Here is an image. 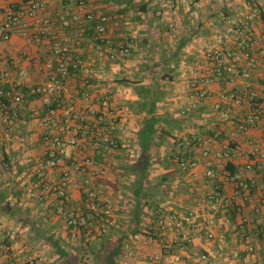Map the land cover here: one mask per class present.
Instances as JSON below:
<instances>
[{
    "label": "crops",
    "instance_id": "0c3cea01",
    "mask_svg": "<svg viewBox=\"0 0 264 264\" xmlns=\"http://www.w3.org/2000/svg\"><path fill=\"white\" fill-rule=\"evenodd\" d=\"M24 4L23 0H0V23L8 12H20ZM90 12L107 19L99 41L94 40L92 23L85 19ZM253 13L249 21L251 49L258 61L249 82L258 87L264 85V62L259 55L264 44V0H177L175 15L162 0H47L35 17H21L9 39L0 41V85L9 90L17 84L18 91L25 93L27 88L47 81L44 63L54 59L52 42L71 40L70 52L82 61V70L77 79L66 83L64 101L74 103L83 114L82 92L90 95L96 109V99L108 96L122 121L118 148L92 156L97 172L88 177V184L84 183L87 168L83 174L70 173L65 204L67 210L82 217L84 189L100 187L102 196L111 201L110 223L103 234L98 225L88 227V233H92L88 240L92 243L95 235L104 245L121 240L115 264H146L142 252L160 251L158 245L143 251L137 244L139 233L153 225L157 213L185 215L196 211L201 220L205 215L204 196L216 184L225 195L233 193L230 180L221 176L218 181L204 178V160L192 168L181 166L176 161V138L192 133L217 134L219 146L213 153L227 143H235L243 151L249 150L250 144L260 146L264 120L245 135L235 131L231 118L244 114L246 105L226 117L213 110L226 91L243 88L245 81L241 78L230 83L225 75L217 77L205 87L206 96L196 109L186 116L178 115V105L189 99L186 76L199 53L213 45L218 33L226 37L227 44L232 43L235 37L228 33L231 25L244 22ZM106 47H124L128 55L110 59ZM24 99L27 102L19 110L26 121L19 129V138L5 139L0 145V264H80L75 248L83 242L56 213L53 194L40 187L35 189V197L29 192L38 181L58 179L73 160L89 155L88 143L66 149L57 165L48 169L50 174L44 172L39 177L34 173L35 162L47 147L36 121L41 105L34 98ZM202 116L206 124L200 126ZM245 162L246 157L222 163L232 172ZM241 214H251L247 205ZM238 219L235 210L216 214L211 239L199 228H184L183 236L190 239L188 253L205 252L213 264H264V225L239 226ZM248 245L253 248L252 254H247ZM126 247L133 254L124 253ZM169 251L161 252L165 255ZM164 257L161 264L167 262Z\"/></svg>",
    "mask_w": 264,
    "mask_h": 264
},
{
    "label": "built area",
    "instance_id": "2783aa9c",
    "mask_svg": "<svg viewBox=\"0 0 264 264\" xmlns=\"http://www.w3.org/2000/svg\"><path fill=\"white\" fill-rule=\"evenodd\" d=\"M24 8L17 13L8 12L5 19L0 23V41H7L11 30L16 26L18 20L25 16L35 17L36 13L44 9L47 0H23ZM172 15L177 10V0H162ZM82 10V6L78 7ZM255 14L249 15L244 22L232 24L228 33L235 37L232 43L227 44L226 37L217 34L213 45L204 48L198 55V59L186 76V82L190 89V96L185 104L178 105V115L186 116L190 111L196 109L206 96L205 87L217 77L225 75L227 82L233 83L236 78L245 81L240 90L230 89L222 94L223 99L215 103L213 110L224 117L232 115L233 111L247 106L244 114L231 118L234 120L235 131L240 135L247 134L255 129L264 120V85L255 87L249 82L251 70L257 65L258 58L251 49L252 32L250 20ZM86 21L95 23L93 27L94 40L99 41L104 33L106 17L96 16L94 13L85 15ZM71 40L62 38L52 42L51 54L53 60L44 63L47 71V81L43 85H36L26 89L25 93L19 92L17 84L6 90L0 85V145L5 139L19 138V129L23 127L26 119L23 117L19 106L27 102L25 96L39 100L41 115L36 119L41 128V134L47 147L42 152V158L35 162L34 173L39 177L48 169L57 165L58 159L65 155L66 149H74L85 142L88 143L89 155L80 160H73L69 169L60 172L58 179L49 178L47 183L38 181L29 192L30 197L36 196L39 187L43 191H49L55 199V211L61 215L68 228L73 231L80 230L84 220L78 219L73 211L66 209V201L69 197L67 185L70 173L83 174L87 168L88 176L84 183L88 184V177L96 174L97 164L92 159L96 153H111L118 148V134L123 131L122 121L114 113L108 96L99 101L98 108L92 105L93 99L85 92L81 93V107L71 102H65L62 95L66 83L78 78L82 70V61L73 56L69 44ZM105 53L111 59L116 56H127L128 50L124 47L112 49L106 47ZM264 62V44L261 45L260 54ZM23 75L22 71L18 73ZM225 102L223 108L221 103ZM88 117V118H87ZM73 120L78 123L71 124ZM206 124V117H201V124ZM71 134V135H70ZM175 149L178 152L176 161L181 166L195 167L204 160L203 176L210 181H218L221 176L224 180H230L233 184V193L230 196L221 192L220 186L204 196L205 215L199 220L196 211H188L185 215L173 211H162L156 214L153 225L148 226L139 233L137 244L143 251L154 246H160L156 254L142 252V259L146 264H161L160 260L167 259L165 264H213L210 256L205 253L194 255L188 253L190 239L183 236L184 228H199L204 231L207 239L212 238L216 214H225L235 210L239 213V226L253 225L255 227L264 225V127L262 128V140L259 147L249 145L250 149L243 151L235 143L222 144L218 151V136H201L194 133L178 137L174 140ZM210 155L213 159H208ZM192 157L191 159H188ZM246 157V162L239 165L236 170L228 171L226 164L229 161ZM255 172L254 174H248ZM45 175V174H44ZM263 187V191H261ZM85 211L87 219H93L101 215L103 222L100 233L109 225L111 201L102 196L99 186L84 189ZM247 205L251 214H241L242 208ZM132 240V237L129 236ZM125 244V243H124ZM169 249L165 255L161 252ZM247 254H252L253 248L246 247ZM134 251L129 247L124 249L127 255Z\"/></svg>",
    "mask_w": 264,
    "mask_h": 264
},
{
    "label": "trees",
    "instance_id": "16d2710c",
    "mask_svg": "<svg viewBox=\"0 0 264 264\" xmlns=\"http://www.w3.org/2000/svg\"><path fill=\"white\" fill-rule=\"evenodd\" d=\"M95 23H92V27H94ZM101 215L95 216L93 219H87L86 211L84 212L82 217H78V219L84 220V224H81L80 230L76 231L77 235L81 242L85 245H88V251L95 258L94 264H115V257L121 251V243L122 241L116 242L114 245H104L103 242H99L98 246L93 249L91 246V242L88 240L92 233H88V227L97 226L100 231V227L103 222L101 220ZM135 234V233H134ZM98 237V236H97ZM99 238V237H98ZM88 240V242L85 241ZM70 264H75L74 262H69Z\"/></svg>",
    "mask_w": 264,
    "mask_h": 264
},
{
    "label": "rangeland",
    "instance_id": "374dc122",
    "mask_svg": "<svg viewBox=\"0 0 264 264\" xmlns=\"http://www.w3.org/2000/svg\"><path fill=\"white\" fill-rule=\"evenodd\" d=\"M91 241H93L91 243V246H92L93 249H95L98 246V243H99L100 240H98L97 235H95L94 239L91 240ZM78 245H80V244H78ZM75 254L78 257V259H80V264H94V262H95V258L93 256H91V254L88 251V245H85L84 243H83V245L75 248ZM83 259L85 261H81Z\"/></svg>",
    "mask_w": 264,
    "mask_h": 264
}]
</instances>
